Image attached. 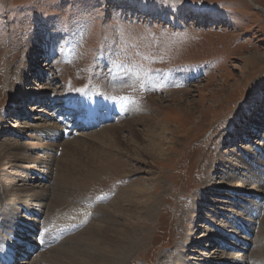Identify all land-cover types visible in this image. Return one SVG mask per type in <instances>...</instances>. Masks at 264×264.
Wrapping results in <instances>:
<instances>
[{
  "label": "rangeland",
  "instance_id": "obj_1",
  "mask_svg": "<svg viewBox=\"0 0 264 264\" xmlns=\"http://www.w3.org/2000/svg\"><path fill=\"white\" fill-rule=\"evenodd\" d=\"M29 65L34 66L32 73L23 80L21 72L30 73ZM40 72L48 76L43 79ZM20 87L38 96L22 105L16 100ZM84 92L94 93L96 108L102 96L110 105L115 102L122 113L120 121L101 127L96 134L112 125L121 127L120 122L125 126L143 118L135 131L144 132L149 124L164 121L168 125L164 138L170 140L171 149L166 143L162 147L170 152L164 161L149 158L144 150L131 153L130 143L138 147L146 137L127 138L126 131L118 137L119 149L104 141V150L115 161L107 168L95 169L82 184L84 194L79 192L78 197H82L81 203L90 201L88 218L48 223L43 211L34 207L41 215L35 217L39 220L31 217L36 229L41 225L58 235L68 231L56 227L59 224L74 229L46 249L22 255L24 263L83 264V257L72 251L82 249L81 239L89 237L97 225L98 229L109 222L114 230L139 228V245L125 264H172L178 249L184 250L186 258L211 257L217 252L219 257L243 255L248 264L264 259L260 248L264 243L259 246L264 237V210L257 213L260 218H255L254 232L248 237L236 231L229 220L237 224L250 221L243 201L264 202V187L253 189L250 195L233 193L227 186L220 188L226 183V170L217 161L246 160L243 155L250 153L256 160L264 156V0H0V119L5 118L3 125L20 135L0 132V145L7 137L21 145L36 144L33 131L28 138L21 130L45 119L44 108L50 100ZM39 95L45 105L37 101ZM45 120L44 126L54 124ZM79 120L71 126L73 135L81 125ZM94 135L83 131L71 139H58L55 152H23L25 157L47 162V155L59 159L64 143L75 139L71 144H77L82 151L79 158H84L90 151L98 153L99 139ZM87 136L90 139H85ZM41 142L48 143L44 138ZM238 160L234 162L239 167ZM22 162L8 168L6 175L11 172L20 179L30 178L26 189L48 188L54 181L55 173L52 181L40 165H32L46 177L43 179ZM0 164L6 165L3 160ZM93 168L90 161V170ZM240 168V174L247 173ZM207 182L215 186L200 193ZM234 182L238 181H227V185ZM21 184L17 182L13 189H22ZM258 190L263 193H256ZM196 198L202 200L196 202ZM15 209L20 217L26 214L17 205ZM81 213L85 216L88 212ZM218 220L229 223L228 228L220 227L223 222ZM233 233L235 240L229 237ZM35 236L25 233L18 237L30 239L34 246ZM189 239L192 242L187 245ZM17 254L21 256V252ZM68 254L78 260L73 263ZM202 257L186 260L187 264H206Z\"/></svg>",
  "mask_w": 264,
  "mask_h": 264
},
{
  "label": "bare ground",
  "instance_id": "obj_2",
  "mask_svg": "<svg viewBox=\"0 0 264 264\" xmlns=\"http://www.w3.org/2000/svg\"><path fill=\"white\" fill-rule=\"evenodd\" d=\"M45 47H47V45L43 43V49ZM51 55L52 54H50L49 56H51ZM46 66H48V65H46ZM33 67H34L33 65L28 66L30 73L28 70L27 71L24 70L23 72H21V76H22L21 78L23 80H26L28 78V76L32 73L31 68H33ZM40 73H41L40 75L43 79L45 76H48L47 73H44V72L43 73L40 72ZM48 90L50 91V89H48ZM41 93H43V92H41ZM33 96H38V94L37 95L36 94H30V93L28 94V91L26 90L25 87H20L19 88V95L17 96L16 100L19 101V103L21 101L22 102L21 104L23 105L24 102L26 103V101L30 100L31 97H33ZM39 96L40 97L37 98L38 99L37 101L39 103L45 105L44 103H42L44 100L43 95H39ZM93 98H94V93H90V94H86V95L81 94L80 96H76V97H72V98H69V96H68V98L66 99V102H65L64 109L67 110L66 113L68 116L74 114L75 112H79V111L82 112L81 116L76 117V118L80 119L78 122L81 123V125H79V126L82 127L83 129H85L83 131L91 130L90 133L94 132V134H95L94 136H96V138L99 139V142H98L99 143V147H98L99 150H98L97 154L90 151V155H88V157L86 156L84 158L83 157L79 158V155H82L81 154L82 151H80L79 147L76 146L77 144L74 145V147L72 146L73 144H71V143L75 141V139H73L72 142L64 143L66 145H64V148H62L63 150H61V151H63V152L61 153L62 155L59 156L60 157L59 159H56L50 155L49 156L47 155V158H49V160L47 162H45L41 158H33L32 159V158L25 157V154L23 151L26 149L31 150V151H33L35 149H41V150H47L48 149V150L54 151L53 149H55V151H56V146H57L56 143H59V142H57L58 139L68 138L71 133H72L71 135H73V132H71V131L69 132V130H68L69 128H71L72 125L66 126V124H65V126H64V123H63L64 120L62 121L60 118L54 117L51 113H50L51 115H49L47 113V112H51L50 105L53 106L56 103L54 101L48 102V99L47 100L45 99V102H48L47 108L46 109L44 108V110H46V111L44 112L41 110V113L44 112L43 114H45L43 116V118L55 120L56 124L44 126L42 123L45 122V124H46L47 122L45 119H43V121H42V117H41L39 119L40 121H42L41 123H37L36 125H28L25 127V129L21 130V133H20L24 137L29 138L31 135L30 132L33 131L34 132L33 140L36 141L35 142L36 144L28 143V144L21 145V144H18V142H16L15 139L7 137V138H4V140H3L4 144L0 145V160H3L6 163V165L0 164V261H1L2 257L10 256V258L15 260L14 264H26V262L24 263V261H23L24 259H22L23 258L22 255H29L25 251H27V248H29V250L33 249L35 245L34 246L32 245L30 239L19 238L18 236L23 235L25 233L27 235H36V233L38 232V229H36V227H34V224H33L34 220L31 219V217H33V216H34L33 218H35L36 216L37 217L40 216V218H41V215L39 214L40 211L35 210V208H34L36 206H37L36 207L37 209H40L43 211L44 215L46 216L45 219H48V223H58L62 220L69 221L72 218H74L76 220L82 219L83 217L88 218V214L90 213V201L85 202V203H81L82 197H80V198L78 197V195L80 194L79 192L82 193L81 195L84 194L83 190H84L85 186H83L82 184L84 183L85 180L87 181L88 179H90V173L93 176V172L95 171V169H97L96 171H98V170L107 168V164L111 165V163L113 161H115L114 160L115 158L110 156L109 152L104 150L105 148H103L104 145L102 144L104 141H108L107 142L108 144H106L107 146L112 143L113 147L118 148L120 145L118 142V137L121 136L120 134L122 133V131L123 132L126 131L128 133L127 138H134L135 136L140 134L142 137H146V139H145L144 143L139 145L138 147L133 146V144H132L133 142H131L130 143L131 153H132V151L134 152L135 150H140V152H141V150H144L145 155H147L149 158L152 157V159L154 158V159L160 160V161L166 160V156L168 155L167 153H169L170 151L167 152L162 147V143H166L167 147H169L171 149L170 140L167 141L166 138H164L166 130L168 133L167 123H165L163 121V123L161 125L160 124L157 125V123H159V122H157V123L149 124L145 128L144 132L143 131L142 132L141 131H135V129L137 128L136 125L141 120H143V118H141L140 120H138L134 123L126 124L125 126L123 125L124 122L123 123L120 122L121 127H119L120 125L119 126L112 125L111 127L109 126L108 129H105L104 131H102L103 130L102 129L101 132L99 131L100 133L96 134L97 133L96 131L98 129L97 130H95V129L100 124L107 121L106 124H103L101 127H103L105 125H110L109 121L111 120V114L113 112L116 111L117 115H119V117H118L119 121L122 117V113H121V110L119 109V107L117 106V104L115 102L110 105L109 101L107 100L108 98L102 97V99H100V96H99L96 104H98V105L101 104V105L97 108H100V111L102 113H104L105 116L101 115L99 110L95 106ZM179 99L181 100V98H179ZM102 100H105V102H103ZM187 104H189V103H187ZM118 105H120V104L118 103ZM8 116H10V115H8ZM66 118H67V116L65 117V120H66ZM3 124H6L5 118L0 119V132H3V133L5 132L8 135L17 134V136H20L16 131L12 130L11 128L5 127ZM73 124L78 125V123H76V121ZM62 126H64V127H62ZM93 130H95V131H93ZM62 133H65L64 137H63ZM166 135H168V134H166ZM76 136H78V135H76ZM76 136H74V137H76ZM88 136L85 139H90V137H88ZM249 137L252 138L251 135ZM35 138H38V140H36ZM42 138L46 139V141L48 143L43 144L41 142ZM91 141H94V140H91ZM7 145H11V148H7L6 147ZM44 145H47V146H44ZM100 145H102V147ZM169 148H168V150H169ZM51 151H49V153H51ZM230 152H233V150H230ZM125 153H126V151H125ZM56 154H58V153H56ZM223 154L226 156L225 153H223ZM251 155H252L251 153L249 154V156H246V154H245V155H243V157H245V159L248 160L250 162V164H254V167L249 165L247 163V161L244 160L243 158H241L240 161L236 158H234L232 160L230 159V161L227 158L223 159V161H221L220 158H217V161L221 162L222 168L224 170H226V177L223 178V179H226V183H221L220 188H225V186H227L229 188V191H231L233 193L250 195V194L254 193L253 189L260 188L261 185H262V187H264V156H263V159L256 160V158L255 159L252 158ZM96 160L99 161L98 164H96ZM108 160H110V161H108ZM237 160L239 161L238 164H240L241 168H240V166L238 167V165L236 166L234 161H237ZM20 161L21 162L23 161L24 163H26L28 165L27 167L31 170L34 169V167L32 165H34V164H35V166L40 165V167L43 168V170H45L44 175H50L51 180L53 178L52 176H54L53 174L55 173L54 181L52 180L53 182L50 183L48 188L39 187L36 185L37 187H35V188H38L37 190H35L33 187L26 189V187L28 186V184H26L28 182L27 179H30V178L26 179V177H24V178L21 177V179H20L19 175H16L15 173H11V172H8L6 175V171L8 170V168L9 169L15 168L16 164L19 163ZM90 161H91L92 168L94 167L93 168L94 170L93 169L90 170ZM9 163H10V166H7V165H9ZM54 163L56 164L54 166V168H56V169L53 172V164ZM114 163H116V162H114ZM239 168L241 170H246L247 173L246 174H244V173L240 174ZM34 171H35V169H34ZM35 173L38 174L43 179L46 178L40 172L35 171ZM37 178L35 177L34 180L38 181ZM17 179H19V180L17 181ZM232 180H237L238 182L237 183L234 182L233 184L230 183V185H227V181L232 182ZM223 181H225V180H223ZM17 182L23 183V184H21L22 189H19V190L13 189L14 185ZM38 182H40V181H38ZM209 182H211V181H209ZM238 183H240V184H238ZM252 183H254V185L256 184V187H253ZM214 186L215 185H213L212 187H214ZM247 186L250 187V188H248L250 190H248V189L246 190L244 188ZM205 187H206V189L200 193H205L206 190L209 191L208 189H212V187L210 186V184L208 182H207ZM236 188H239V189H237V191H235L234 189H236ZM240 189H244L247 192L240 191ZM256 193L260 194L263 192L259 191ZM12 194H14V195H12ZM219 196H222V195H219ZM223 196L226 197V195H223ZM198 197H201V196H198ZM205 197L206 196H203L202 199L204 200ZM14 198L17 199V201ZM228 198L230 199L231 197H228ZM255 198H257V197H255ZM196 199H197L196 202L197 201L200 202L202 200V199L199 200L198 198H196ZM32 200L40 202V203L38 205H33L32 203H30ZM46 201H48V204L45 203ZM256 203H257V201H256ZM243 204H244L243 211L245 212L246 215L248 214V209H247L248 207L251 209V211H253L255 213H258V212L261 213L264 210V202H258L257 204H255V203L253 204L252 201L245 200V201H243ZM16 205L18 206V208L19 207L21 208V213H23L22 209H24V211L26 212V214H25L26 216L24 215L23 217H20L18 215V212L15 209ZM229 206L235 207V204L229 205ZM94 207H96V206H94ZM219 210H221V209H219ZM82 211L88 212L87 215L84 216L81 213ZM48 212H50V215H47ZM223 218H225V217H223ZM39 219H36V220H39ZM225 220H226V218H225ZM44 222L47 224V221H44ZM221 222H223V223H221ZM36 223H38V222H36ZM218 223H221L220 227L222 225H224L225 228H228L229 223H227L226 221H222V220L219 221L218 220ZM109 224H110V222H109ZM109 224L106 223V225L104 227L100 226L101 228H98V229H97V227H99V226L98 225H97V227L95 226L96 227L94 229L95 231L93 230L94 232L92 234H90L89 237H85V238L81 239L80 244H83V246H81L82 249L72 251L73 253L75 252V254H78L79 256L83 257V259H81V261H83V264H84V262H88L89 264H125L128 261V259H130L131 256H133L132 254L136 252V248L139 245L138 244L139 243V230H138L139 228L134 227L133 229H130L128 231H123V230H120L117 228H116V230H114L113 227ZM254 224H255V218L252 216H251V220L246 221V223L244 224L246 231L250 235L253 234V232H254ZM90 225L92 226V224H90ZM115 225H116V223H115ZM115 225H113V226H115ZM60 229L61 230H67L66 228H60ZM111 230H112V232H111ZM18 234H20V235H18ZM234 234L235 233H233V236H234ZM229 237H230V235H229ZM229 237L227 239H229ZM234 237H235V239L237 238L236 236H234ZM206 238L207 237L202 236V239L205 241H207ZM238 240L242 241V239L241 240L237 239L236 241L238 242ZM261 240L262 241H260L259 246L262 243H264V237ZM191 242H192L191 239L186 241L187 245H190ZM242 243L244 246L246 245L245 241ZM225 246L228 247V245H226V244H225ZM90 248H94L92 252L90 251L91 250ZM260 248H261V253L264 254V246H261ZM240 250L245 252V250L242 248ZM178 251H179V255L172 258V260H171L172 264H187L186 260L198 261L202 257L201 255H200L201 257L194 255L195 257H193V258H186L184 256V250L183 249H178ZM18 252H21V256L19 254H17ZM192 252H194V251H192ZM212 254L214 256L202 257L201 260H203V262L206 264H213L212 262H215L217 264H248V261L244 262V259H242V258H244L243 255L242 256L241 255H237V256L224 255L223 257L220 255V257H219L217 252L212 253ZM67 256L71 257L69 254ZM70 260H72L74 263L78 259L71 257ZM77 264H78V262H77ZM81 264H82V262H81ZM255 264H264V259L263 258L257 259Z\"/></svg>",
  "mask_w": 264,
  "mask_h": 264
}]
</instances>
